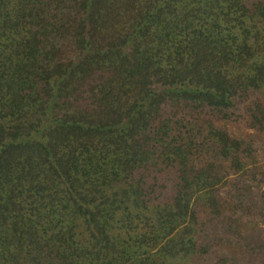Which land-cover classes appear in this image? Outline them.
<instances>
[{
	"label": "trees",
	"instance_id": "obj_1",
	"mask_svg": "<svg viewBox=\"0 0 264 264\" xmlns=\"http://www.w3.org/2000/svg\"><path fill=\"white\" fill-rule=\"evenodd\" d=\"M0 264H264V0H0Z\"/></svg>",
	"mask_w": 264,
	"mask_h": 264
}]
</instances>
